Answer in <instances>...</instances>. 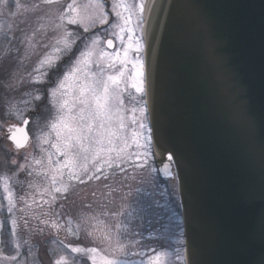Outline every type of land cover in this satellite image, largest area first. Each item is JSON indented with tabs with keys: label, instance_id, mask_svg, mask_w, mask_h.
Listing matches in <instances>:
<instances>
[{
	"label": "water",
	"instance_id": "1",
	"mask_svg": "<svg viewBox=\"0 0 264 264\" xmlns=\"http://www.w3.org/2000/svg\"><path fill=\"white\" fill-rule=\"evenodd\" d=\"M149 8L144 108L156 171L176 181L183 264H264V0Z\"/></svg>",
	"mask_w": 264,
	"mask_h": 264
},
{
	"label": "rangeland",
	"instance_id": "2",
	"mask_svg": "<svg viewBox=\"0 0 264 264\" xmlns=\"http://www.w3.org/2000/svg\"><path fill=\"white\" fill-rule=\"evenodd\" d=\"M111 1L114 2V0ZM11 2L13 0H10ZM20 2L27 4L36 0H20ZM62 2L66 6L70 0H62ZM91 2L95 0H77V3L81 5ZM127 2L135 3L137 0H127ZM25 19L24 16L9 17L7 12L0 15V65L7 66L17 76L24 78L23 83L16 84L8 75L0 72V138L9 126H19L22 123L21 119L16 118V109L22 110L24 116L28 112L31 113L27 126L30 140L27 147L20 150L18 155L7 139H0V264H55L61 257L65 258L67 264H82V258L89 264H101V257L105 255L115 256L126 264H148V258L156 253L166 254L163 257L164 264H183V236L176 181H161L152 156L150 164L155 171L151 174L147 170L134 169L125 164L126 173L119 170L113 173L112 170H108V180L92 179L84 184L71 182L69 192L63 196L57 194L58 199L55 202L44 191L45 188L50 187L53 173L49 171L45 177L43 169L35 165L34 158H44L46 165L47 152H54L49 145L41 144L37 139L42 133L49 131L48 124L55 116L51 103V88L58 84L68 66L83 50L84 38L89 34L83 33L82 29H77L76 26H69L70 30L81 37L74 46L72 58L65 55L46 77H42L34 70L39 60L51 52V48L38 47L30 57L25 59L24 45L19 43L23 38L22 34L15 28L11 31L7 28L9 24H13L31 34V28L23 23ZM112 22H114L113 15L109 25H97L91 33L98 34L101 40L113 38L109 35L112 31L110 27ZM34 23L33 19L32 24ZM4 32H7L8 39H12L13 35L18 38L13 41V45L20 48L19 53L15 51V47L7 44ZM53 35L54 33L49 30L48 36ZM114 41L116 47H119V41ZM49 42L43 41V43ZM9 47L13 50L6 52ZM100 47L104 45L101 44ZM134 55L130 53V56L134 57ZM21 61H23L22 65ZM30 73L39 77L43 83L33 85L29 78ZM9 84H14V87H9ZM28 93L44 96L45 99L40 102L32 101L26 105L25 101H31ZM123 99L126 123L129 125L130 133L133 115L131 109L144 107L143 97L129 88L124 93ZM135 115L139 118L138 111ZM144 123L147 125L146 114ZM25 155L29 158V170L34 172L32 176H29L27 172H19L17 165L11 164L12 159H16L17 164H24ZM56 159L57 157L53 155V160ZM5 177L8 178V186L15 201V208L11 214L7 212L8 201L3 179ZM57 179V186H60V178ZM30 183L34 187H29ZM63 183H69L66 170ZM53 213L56 214L53 215ZM13 219L17 221L15 234H13L11 223ZM4 220L6 223L3 222ZM54 223L59 227H53ZM116 224L121 225L119 230L115 227ZM4 225L7 226L6 230L9 228L5 232L9 235L7 246L2 239ZM69 228L71 232L68 231ZM107 232L111 233L113 245L117 238L126 245V255L114 252L108 247L103 240ZM44 244L49 246L50 258H45ZM71 247H95L98 252L87 254L86 259L85 254L71 252ZM93 256L94 262L91 258Z\"/></svg>",
	"mask_w": 264,
	"mask_h": 264
},
{
	"label": "snow or ice",
	"instance_id": "3",
	"mask_svg": "<svg viewBox=\"0 0 264 264\" xmlns=\"http://www.w3.org/2000/svg\"><path fill=\"white\" fill-rule=\"evenodd\" d=\"M150 11L149 0H137L135 3L114 0L111 4L114 22L110 25L112 31L109 33L113 38L101 40L98 34L91 33L97 25L104 26L110 23V13L106 11L105 4L101 0L84 5L78 4L77 0H70L66 6L62 0H36L27 4H22L20 0H13L11 3L10 0H0V15L7 12L12 18L24 16L26 19L23 23L31 28L29 34L19 26L13 24L7 26L9 31L15 28L22 34L23 38L19 43L24 45L25 59L38 47L51 48V52L39 60L34 70L39 76L46 77L65 55L72 58L74 46L81 37L70 30L69 26H76L77 29H82L83 33L89 34L84 38L83 50L68 66L58 84L51 88V103L55 116L48 124L49 131L37 137L41 144L49 145L54 150L47 152L46 165L44 158H34L35 165L43 169L45 177L49 171L53 173L50 187L44 190L51 196L53 202L58 199L57 194L63 196L69 192L71 182L84 184L92 179L108 180V170H112L113 173L116 170L126 173L125 164L134 169L147 170L149 174L155 171L150 164V157L153 155L152 130L144 123L145 108L131 109L132 128L129 133L123 99L124 93L129 88L134 89L135 93L141 96L145 92V69L141 53L146 43L145 13ZM49 30L54 33L52 37L48 36ZM4 39L7 44L15 47L17 53L20 52V48L13 45V41L18 39L15 35L12 39H8L7 32H4ZM45 40L50 42L43 43ZM114 40L119 41V47L115 46ZM101 44L105 47H100ZM12 50V47H9L6 52ZM130 53H134V57L130 56ZM22 63L23 61L21 65ZM0 72L8 75L16 84L24 82L23 76H17L7 66L0 65ZM29 78L33 85L43 83L32 73L29 74ZM8 86L14 87V84ZM28 95L31 96V101H25L26 105L32 101L40 102L45 99L41 95L31 93ZM137 111L139 118L135 115ZM16 118L22 120L23 126H9L5 131V139L14 145L18 155L20 150L28 145L30 137L26 126L30 121L24 117L20 109H16ZM53 155L57 157L56 160H53ZM28 159L25 155L24 164H17L16 159H12L11 164L17 165L19 172H27L32 176L34 172L29 170ZM168 160H172L171 155L168 156ZM65 170L68 184L63 183ZM165 173L172 176L168 165H165ZM58 177L60 186H57ZM3 179L8 201L7 212L11 214L15 208V201L8 186V178ZM29 187L34 185L30 183ZM11 223L15 234L17 221L13 219ZM53 227L59 225L54 223ZM115 227L119 230L121 225L116 224ZM68 231L71 232V228ZM103 240L114 252L127 254L126 245L118 238L113 245L110 232L104 234ZM70 251L85 254L87 259V254H96L98 249L71 247ZM164 255L166 254L156 253L150 256L148 264H164ZM91 258L94 262L95 257ZM55 264H67V262L61 257ZM101 264H126V262L115 256L105 255L101 257Z\"/></svg>",
	"mask_w": 264,
	"mask_h": 264
},
{
	"label": "trees",
	"instance_id": "4",
	"mask_svg": "<svg viewBox=\"0 0 264 264\" xmlns=\"http://www.w3.org/2000/svg\"><path fill=\"white\" fill-rule=\"evenodd\" d=\"M0 170H1V168H0ZM0 173H1V171H0ZM161 179V178H160ZM161 181H165V180H162L161 179ZM163 183V182H162ZM4 223H6V220H4L3 221ZM6 225H4V227H3V230H2V239H3V241L5 242V245L7 246V241H9L8 239H9V235H8V233H6L5 234V232H7V230H9V228L6 230ZM44 246L45 247H43V253H44V255H45V258L46 257H49L50 258V256H51V254H50V251H48L49 249H48V247L49 246H47V244L45 245L44 244ZM59 248V247H58ZM45 251V252H44ZM56 251V250H55ZM81 263L82 264H89L85 259H81Z\"/></svg>",
	"mask_w": 264,
	"mask_h": 264
},
{
	"label": "flooded vegetation",
	"instance_id": "5",
	"mask_svg": "<svg viewBox=\"0 0 264 264\" xmlns=\"http://www.w3.org/2000/svg\"><path fill=\"white\" fill-rule=\"evenodd\" d=\"M101 2H103L104 4H105V8H106V11H108L109 13H110V15H109V21L112 19V14H111V4L113 3L111 0H101ZM91 32H94V31H91ZM86 37V36H85ZM108 38H110V37H108ZM108 38H106V39H108ZM105 39V40H106ZM79 42V41H78ZM114 44H115V46H116V42L114 41ZM104 47H105V45H104ZM111 51V50H110ZM141 57H142V53H141ZM4 135H5V133L3 134V136L1 137V138H4ZM0 138V139H1Z\"/></svg>",
	"mask_w": 264,
	"mask_h": 264
}]
</instances>
